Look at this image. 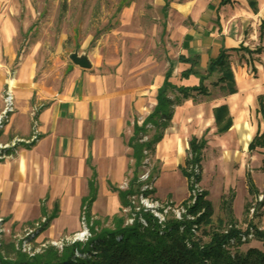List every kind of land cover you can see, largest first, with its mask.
Returning <instances> with one entry per match:
<instances>
[{
    "label": "crops",
    "instance_id": "crops-1",
    "mask_svg": "<svg viewBox=\"0 0 264 264\" xmlns=\"http://www.w3.org/2000/svg\"><path fill=\"white\" fill-rule=\"evenodd\" d=\"M170 6L167 3L163 7V36L171 34L177 53L173 57L169 55L167 69L156 83L148 72L140 78H126L100 76L73 67L62 91H41L35 105L31 101L35 83L27 78L14 79L18 83L13 88L14 111L1 130L0 143H10L11 136L14 141L24 142L22 138L31 132L29 112L32 109L40 137L16 147L10 157L0 161V184L5 187L16 178L17 183L26 184L20 191L26 199L55 200L51 212L42 209L51 219L50 229L77 231L79 220L84 216V202L92 196L91 183L96 190L91 206L92 220L113 219L121 214L123 206L117 190H125L122 185L127 180L129 184L133 177L134 159L129 143L136 125L141 126L154 111L168 71L171 72L169 82L176 88L199 87L205 79L204 86L208 88L206 84H210L221 96L210 101L208 89L207 96H200L197 101L185 100L176 106L154 157L176 166L178 174L183 176L180 167L185 165L190 141L205 138V150L209 146L223 150L227 155L225 162L244 161L261 168L264 146L254 150L249 147L256 137L264 140V101L261 100L264 97V0H187L172 9ZM2 21L5 22L3 29L1 25L3 36L9 39L12 18L4 12L0 14ZM223 51L229 55L235 90L231 92L227 83L219 82V73L209 75L208 72ZM189 69L196 74L184 78L183 72ZM9 81L0 78V116L5 108V86ZM222 106L228 110L231 126L220 134L215 110ZM23 120L27 122L24 131ZM196 128H202V132L195 133ZM183 178L189 192L187 179ZM247 181L250 195L257 199L256 207L248 210L251 214L256 211L259 219L254 226L264 232V189L257 184L254 172L252 176L247 174ZM37 182L41 185L39 190L34 187ZM251 183L255 192H251ZM235 201L236 198L232 207L234 214ZM67 214L74 217L75 227L63 221ZM250 248L262 249L263 244L254 240L241 249L246 252Z\"/></svg>",
    "mask_w": 264,
    "mask_h": 264
},
{
    "label": "rangeland",
    "instance_id": "rangeland-1",
    "mask_svg": "<svg viewBox=\"0 0 264 264\" xmlns=\"http://www.w3.org/2000/svg\"><path fill=\"white\" fill-rule=\"evenodd\" d=\"M6 1L0 0V14L8 13L13 25L10 27L11 37L5 39L2 32L5 22L0 23V78L4 81L27 78L34 82L36 91L31 101L35 104L41 91H62L72 68L76 67L69 59L76 51L89 57L93 65L89 71L97 75L140 78L148 72L156 83L167 69L169 55L173 57L177 53V45L170 39L171 34L163 36V7L169 3L172 9L187 0ZM5 4L9 6L8 9ZM170 9L168 7L169 14ZM206 85L211 93L210 101L220 98L221 92L218 89L208 83ZM32 110L29 112L30 135L20 137L24 140L23 143L15 140V148L25 146L35 137L33 128L36 118L32 115ZM150 110L151 107L148 106L147 111ZM140 121H143L141 116ZM26 128L27 122L23 120L21 129L24 131ZM195 131L202 132V128H196ZM209 137L208 135L207 138L211 140ZM13 141L14 137H9L8 142ZM0 150L10 152L11 155L15 149L7 146L0 147ZM187 157L188 152L185 161ZM225 157V152L218 148L212 149L209 146L204 151L199 191L208 192L207 199L214 208L213 225L207 230L211 233L224 232L234 223L242 233L250 231L252 238H242L243 246H246L256 240L254 229L257 227L252 226L259 219L255 215L256 211L251 214L248 210L256 207L257 199L250 195L247 174L252 176L254 172L256 182L263 190L264 160L261 168H256L244 161L225 162ZM145 163L139 173L141 182L153 187L155 192L143 204L153 205L161 212L168 209L166 220L175 217L174 211H180L192 203L185 179L178 174L176 166L165 163L157 156L149 157ZM131 177L132 175L128 179ZM12 179L13 182L5 184V187L0 184V250L4 256L13 257L15 253H21L33 258L44 253L48 247H54L59 253L74 243L84 247L92 238L93 232L99 234L111 231L123 218L124 225L127 226V220L131 217L124 209L115 219L98 218L89 222L82 216L77 231L67 229L58 232L55 228L50 229L51 222L42 210L46 208L51 212L56 201L45 197L26 199L25 193L20 192L22 188H26V184L17 183L16 178ZM127 184L128 180L122 188L126 190ZM34 187L39 190L41 185L37 182ZM235 198L236 214L232 208ZM141 201L139 197H134L132 205L137 208ZM63 221L67 226L75 227L73 216L67 214ZM45 233L49 238L44 236ZM84 233L85 240L79 237ZM203 239L206 242L210 240L209 237Z\"/></svg>",
    "mask_w": 264,
    "mask_h": 264
},
{
    "label": "trees",
    "instance_id": "trees-1",
    "mask_svg": "<svg viewBox=\"0 0 264 264\" xmlns=\"http://www.w3.org/2000/svg\"><path fill=\"white\" fill-rule=\"evenodd\" d=\"M180 60L187 62L183 58ZM208 72L209 75L219 73V82L227 83L230 92L235 91L226 51L221 52L218 59L210 65ZM192 74L196 73L189 69L182 76L188 78ZM170 77L171 72L168 71L158 92L154 111L141 126L135 127V134L129 143L134 159L133 177L126 190H117L123 209L130 208L136 214L135 222L125 226L123 218L114 230L99 234L93 232L92 238L84 247L74 243L60 253L54 247H48L44 253L29 258L21 253H15L13 257L4 256L0 250V264H264V232L254 229V238L263 244V248H250L245 252L241 249L244 245L242 238L248 237L250 231L242 233L234 223L224 232L211 233L207 230L213 225L214 209L207 199L208 192L199 191L203 155L207 147L205 138H193L190 141L185 165L180 167L182 175L187 179L189 200L192 201L184 207L186 214L182 219L169 217L164 223H159L148 212L140 210L136 213L132 199L141 195L149 197L155 192L154 188L142 192L140 170L144 168L149 157H154L155 148L173 119L174 108L185 100L197 101L198 97L208 95V89L204 86L205 79L201 80L199 87L176 88L169 82ZM224 89L227 90L221 87V90L225 91ZM171 95H174L173 99ZM261 100L264 101V97ZM215 118L218 132L225 133L231 126L227 108L222 106L216 109ZM257 146H264L262 137H256L249 149L254 150ZM250 186L251 192H255L254 185L251 183ZM90 187L92 196L84 202V219L89 222L92 219L91 206L96 198L94 183ZM140 219L146 220L147 227L142 225ZM203 237H209L210 240L206 242ZM77 253L80 257H77Z\"/></svg>",
    "mask_w": 264,
    "mask_h": 264
},
{
    "label": "built area",
    "instance_id": "built-area-1",
    "mask_svg": "<svg viewBox=\"0 0 264 264\" xmlns=\"http://www.w3.org/2000/svg\"><path fill=\"white\" fill-rule=\"evenodd\" d=\"M14 111V95H13V88L11 87V85H7V90L5 92V108L3 110L2 115L0 116V131L4 128L5 124L9 122V118H10V114ZM34 133H35V137L33 138L32 141H35L37 139L36 135H38V130H37V122H35L34 125ZM17 142L13 141V143H7V144H2L0 143V147H7V146H11L13 147V149H15V144ZM10 155V154H9ZM8 155V152L5 153V150H0V161L5 160L7 157H10ZM141 181V179H140ZM153 189V187H150L147 184H143L142 187V192L144 191H149ZM141 201V204L139 207L136 208V213L140 212V210H143L144 212H148L150 214H152L158 221L159 223H164L166 221V214L168 213V209L163 210L162 212L159 211L158 209L154 208L153 205H144V201L149 200V197H144L143 195H141L139 197ZM148 202V201H147ZM134 203V202H133ZM125 212H129L128 216H131L128 218L127 220V225H132L135 222V216L136 214L132 213L131 209H124ZM175 213V217L177 220H181L182 216L184 214H186V210L183 208L182 210H178V211H174ZM191 219V217H190ZM140 222L142 223V225H144V227H147V222L145 219H140ZM82 235V234H81ZM79 236L80 238H83V240L86 239V233H84L82 236ZM245 238L247 237H243V240H245ZM248 238H252V235H248ZM81 240V239H79ZM77 257H80V255L77 253Z\"/></svg>",
    "mask_w": 264,
    "mask_h": 264
},
{
    "label": "water",
    "instance_id": "water-1",
    "mask_svg": "<svg viewBox=\"0 0 264 264\" xmlns=\"http://www.w3.org/2000/svg\"><path fill=\"white\" fill-rule=\"evenodd\" d=\"M69 59L74 66L82 70L89 71L93 67L92 62L89 59V57L87 55H80L77 51L72 53L69 56Z\"/></svg>",
    "mask_w": 264,
    "mask_h": 264
},
{
    "label": "bare ground",
    "instance_id": "bare-ground-1",
    "mask_svg": "<svg viewBox=\"0 0 264 264\" xmlns=\"http://www.w3.org/2000/svg\"><path fill=\"white\" fill-rule=\"evenodd\" d=\"M9 84L11 85L12 88H15V87L18 85V83H17L16 80H10V81H9ZM21 170H22V172L24 171V165H23V164H22V169H21ZM82 235H83V234H82ZM82 235H81V236H82Z\"/></svg>",
    "mask_w": 264,
    "mask_h": 264
}]
</instances>
